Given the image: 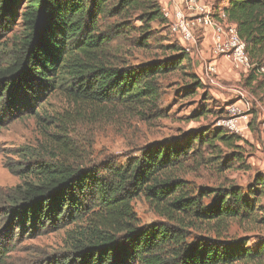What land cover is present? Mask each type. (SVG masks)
Here are the masks:
<instances>
[{"label":"trees","instance_id":"16d2710c","mask_svg":"<svg viewBox=\"0 0 264 264\" xmlns=\"http://www.w3.org/2000/svg\"><path fill=\"white\" fill-rule=\"evenodd\" d=\"M220 7L237 24L255 63L247 78L253 82L257 70L264 67V0H223L214 6ZM133 18L143 23L144 34L136 40L141 46L151 37L152 22L169 25L161 0H0V39L13 25L25 26L10 53L8 46L0 47L1 59L8 55L0 64V126L22 115L56 124L55 117L42 118L35 103L57 90L70 103L91 108H157L161 77L177 71L184 61L191 62L192 55L179 42L171 47L170 56L131 63L114 41L124 39L127 21ZM197 83L200 87V79ZM204 129L187 131L181 139L151 142L124 165L108 161L82 168L71 158H62L66 149L53 157H40L28 149L23 153L22 182L0 188V223L20 235L29 229L40 232L75 225L70 230L71 247L37 264L261 263L263 239L252 247L249 236H228L234 220L264 223L258 190L230 185L200 186L188 192L185 180L174 174L204 146L222 152L216 141L230 150L221 167L244 160L241 135L219 126L207 136L210 130ZM63 133L68 136V129ZM6 166L16 171L11 164ZM140 194L166 220L139 225L131 200ZM207 198L209 202L204 201ZM189 218L206 234L189 240L182 227ZM11 249L8 243H0V263Z\"/></svg>","mask_w":264,"mask_h":264},{"label":"rangeland","instance_id":"374dc122","mask_svg":"<svg viewBox=\"0 0 264 264\" xmlns=\"http://www.w3.org/2000/svg\"><path fill=\"white\" fill-rule=\"evenodd\" d=\"M177 1L172 0L169 7H173ZM206 2L214 8L223 0ZM24 27L21 22L10 27L2 35L0 47L8 46L6 52L10 53L12 44H17L24 35ZM127 27L124 39H116L114 44L125 50V58L133 64L170 56L171 47L179 45L177 36L166 22L150 24L148 34L151 37L144 46L136 41L144 34L143 23L133 18L127 21ZM197 37L191 62L184 61L177 71L161 77V99L155 109L131 110L112 105L91 108L70 103L64 92L57 90L42 96L35 103L36 109L41 107L42 118L55 117L56 124H44L41 118L22 115L0 126V188L13 187L22 182L25 173L22 172L25 165L23 153L28 149L37 151L40 157L58 156L66 149L67 154L63 153L62 158H71L72 164L82 168L97 167L108 161L124 165L139 156L141 148L151 142L181 139L184 133L197 128H209L206 135H213L219 127L216 123L228 116L227 106L238 102L241 112L247 116L240 119L243 127H247L246 137L245 134L241 135L245 141L244 160L221 167L230 150L216 141L215 144L222 147V152L204 146L199 154L183 161L174 174L185 180L188 192L200 186L238 185L244 191L253 188L258 190V203L264 207V67L257 70L258 79L248 83L247 78L253 69L241 72L226 59L225 62L220 60L223 56H219L217 83L205 82L199 76L205 73L213 57L209 51L210 43L204 51L202 32L198 31ZM7 57H0V64H4ZM198 79L201 81L200 87L197 85ZM58 124H62L61 127ZM65 128L68 129L66 137L63 133ZM58 133L60 137L56 136ZM6 164H11L16 171L11 172ZM260 182H263L262 187ZM204 201L209 202L210 198ZM131 205L139 225L166 220L160 209L144 194L134 197ZM74 226L70 224L57 230L40 232L29 229L28 233L20 235L19 230L11 234V229H4L0 223V230H3L0 231V243L12 246L5 261L0 264H37L45 256L68 250L73 244L70 230ZM182 227L187 231L189 240L196 234H206V229L192 225L190 218ZM228 236H249V246L257 247L260 239L264 240V223L234 220L228 229ZM257 264H264V256Z\"/></svg>","mask_w":264,"mask_h":264},{"label":"built area","instance_id":"2783aa9c","mask_svg":"<svg viewBox=\"0 0 264 264\" xmlns=\"http://www.w3.org/2000/svg\"><path fill=\"white\" fill-rule=\"evenodd\" d=\"M163 13L172 33L190 55L195 54L197 32H209V51L213 58L208 62L205 73L199 76L201 80L217 83L219 56L226 57L232 67L241 72H250L254 68L237 24L228 18L223 7H210L206 0H179L173 7L163 6ZM227 111L228 116L221 118L216 125L244 136L247 127H243L240 119L247 116L234 104L229 105Z\"/></svg>","mask_w":264,"mask_h":264},{"label":"crops","instance_id":"0c3cea01","mask_svg":"<svg viewBox=\"0 0 264 264\" xmlns=\"http://www.w3.org/2000/svg\"><path fill=\"white\" fill-rule=\"evenodd\" d=\"M161 4H162V6H166V7H169V6H172V0H161ZM202 37H203V40H202V45H203V47H204V51L207 49V47H208V44H209V32H204L203 34H202ZM228 61V63H229V60L226 58V57H223L222 59H220V60H222L223 62H225L226 60ZM231 65V64H230ZM242 102V101H241ZM237 105V106H240V104H238V102L236 103H232V104H230V105ZM229 106V105H228ZM227 106V107H228ZM245 137H246V134H245Z\"/></svg>","mask_w":264,"mask_h":264}]
</instances>
